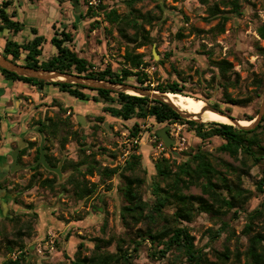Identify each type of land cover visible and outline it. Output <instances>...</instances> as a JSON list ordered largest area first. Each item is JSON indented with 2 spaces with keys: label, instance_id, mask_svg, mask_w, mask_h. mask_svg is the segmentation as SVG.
Returning a JSON list of instances; mask_svg holds the SVG:
<instances>
[{
  "label": "rangeland",
  "instance_id": "rangeland-1",
  "mask_svg": "<svg viewBox=\"0 0 264 264\" xmlns=\"http://www.w3.org/2000/svg\"><path fill=\"white\" fill-rule=\"evenodd\" d=\"M99 1L107 9L114 8L119 13H125L132 7L157 17L150 26L145 25L150 29L153 42L137 49L149 64L146 68L149 75L147 83L151 86L176 81L183 93L207 104L217 103L236 119L256 116L264 95V39L257 33V28L264 22V0H236L240 14L233 12L229 3L235 0H139L133 4L128 0H78L80 9L75 8L71 0H19L15 19L23 21L27 28L15 39L26 41L31 34L28 26L35 27L46 38L40 56V60H45L55 53L49 42L51 36L64 28L73 35V41L68 43L70 48L85 57L95 70L110 66L119 72L124 66L123 54L127 43L115 26L103 21L101 15L93 18L85 15L86 4L96 6ZM215 3L228 17L224 31L216 34L210 29L219 18L207 20L206 10ZM94 19L100 21L96 26L91 24ZM177 33L183 36L179 37ZM4 38L6 34H1L0 46ZM221 59L232 64L224 79L213 64V61ZM235 73L238 74L236 82ZM225 79H230V82ZM255 79L262 81L261 86H257ZM127 83L135 85L132 77ZM2 86L7 88L0 91V95L4 94L0 96V140L3 136L7 140L5 149L0 146V157L9 153L10 148H16L21 140L35 137L38 144L42 136L47 153L57 162L61 178L43 166L36 171L31 170L33 149L22 157L21 164L16 163L11 171L0 177V264L8 258L19 257L21 251L15 243L23 244L21 264H71L80 241L85 245L82 249L85 255L90 253L94 237L125 236L126 230L119 218L122 204L118 192L119 178L115 175L110 181L106 180L100 171L105 166L123 165L136 144L141 164L133 174L145 179L141 192L149 201L152 199L149 184L156 179L153 164L160 157L180 163L186 159L187 153L200 148L209 152L210 161L229 183H236L237 176H240L242 187L251 191V198L244 209H238V218L233 216V209L219 218L199 213L183 225L189 228L194 244L206 251L210 261H215V254L227 248L230 255L225 264H246L243 254L248 246V233L244 232L245 212L257 207L260 200L255 183L262 165L251 164L241 155L233 158L219 151L220 138L201 140L186 123L159 124L151 117L123 121L104 112L103 103L74 98L52 85L39 89L0 77ZM85 92L89 96L94 94L88 90ZM224 92L233 99L248 102L240 105L227 103ZM47 116L56 125L50 132H40V136L35 131L36 123L46 120ZM136 121L140 129L137 136L132 137L130 128ZM165 126L175 141L169 147L157 137L158 131ZM21 128L19 138L9 143L10 134L17 135ZM261 138L264 144V129ZM79 143L85 145L88 157L95 155L99 167L93 176H87L98 186L95 193L85 199H76L69 184L65 188L61 186L71 173L70 170L62 171L61 166L66 161L80 158ZM10 159L11 155H8V162ZM33 175L39 179L30 182ZM46 177H54L52 187L41 185V180ZM108 183L110 190L105 188ZM165 183L160 182L161 186ZM184 192L200 194L201 190L191 186ZM167 211L171 213L172 208ZM222 223H228V229L210 241L208 230H217ZM260 227L261 220H255L253 229L258 231ZM144 228L143 224H137L129 231L128 237L135 238L136 230ZM9 244L14 246L11 252ZM109 249L114 250V245ZM151 251L150 242H143L132 264H186L178 251L169 252L161 259L152 257Z\"/></svg>",
  "mask_w": 264,
  "mask_h": 264
},
{
  "label": "trees",
  "instance_id": "trees-1",
  "mask_svg": "<svg viewBox=\"0 0 264 264\" xmlns=\"http://www.w3.org/2000/svg\"><path fill=\"white\" fill-rule=\"evenodd\" d=\"M131 1V4H133L139 0ZM12 2V0H0V33L7 31L14 36L24 29V23L14 18V10L8 11ZM221 2L226 3L225 1ZM229 3L233 7V12L240 14L238 2L235 0ZM86 6L85 15L91 18L101 15L103 21L115 26L119 35L127 43L123 54L124 66L119 72L113 71L110 66H106L102 70H95L85 57L80 56L70 48L68 43L73 41V35L64 28L59 32H54L51 36L49 42L55 48V53L45 60H40V56L46 38L44 35L39 34L35 27H30L32 37L26 41L18 42L12 37L6 38L1 53L13 63L23 64L35 69L72 73L120 83H127L128 78L132 77L135 85L157 89L161 92L187 95L182 92L176 81L167 85L158 84L154 87L147 83L149 75L146 68L149 64L145 61L144 54L138 52L137 49L153 42L150 29H147L145 25L150 26L157 17L151 15L150 12H141L139 9L132 7L125 13H119L114 8L107 9L100 1L96 6L91 4H86ZM206 10L208 13L207 20L219 18V21L210 30L215 34L222 33L224 22L228 19L224 11L219 9L217 3L208 6ZM99 23L100 21L94 19L91 24L96 26ZM257 33L261 39H264V22L257 28ZM177 35L179 37L183 36L180 33H177ZM213 64L223 79L226 72L232 69L231 62L226 59L213 61ZM0 73L10 81H19L37 86L39 89H42L45 85H52L74 98L101 102L103 103L104 112L123 121L132 118L145 119L151 117L159 124L186 123L189 125L190 130L194 132V135L201 140L211 137L220 138L222 143L218 147L219 151L226 152L233 158L241 155L245 158H243L244 160L251 161V164L262 165L260 177L255 183L260 200L257 207L245 212L247 221L244 225V232L248 233V246L243 254L246 258V264H264V144L261 138L264 129V115L254 129L242 130L217 121L199 123L194 120L183 119L166 103L147 96L91 88L67 82L47 83L41 79L19 75L1 67ZM235 78L234 82L237 81V73H235ZM255 81L258 87L261 86V80L255 79ZM234 82H231V84H234ZM85 90L92 91L94 94L89 96ZM224 96L227 103L240 105L248 102V100L233 99L226 92H224ZM209 105L220 108L217 103ZM227 113L229 112L227 111ZM252 118L253 116H248L246 120ZM55 125L56 123L49 119V122L44 124L40 131L50 132ZM139 129V124L136 121L130 128V135L136 137ZM134 146L123 165L105 166L100 171L101 177L106 180L110 181L115 175L119 178L118 192L122 197L119 218L126 230L125 236L120 234L111 235L106 239L94 237L92 239L93 247L90 253L85 255L82 254L85 245L83 241H80L71 264H132L142 243L145 241H149L152 245L150 255L156 259L164 258L169 252L178 251L184 257L186 264H225L230 255L227 248L215 254V261H210L206 256V251L194 244V236L183 223L191 222L199 213L219 218L232 209L234 210L233 216L238 218L240 216L238 209H244L251 198V191L242 187L240 176H237L236 183H229L227 177L218 171L210 161L209 152L200 148L192 153H187L186 159L180 163H175L174 159L170 161L169 158L160 157L153 164L156 179L149 184L150 198H152L149 201L143 198L141 192L145 179L133 174L141 164V154L136 152L138 145ZM85 148L83 143H79L80 158L77 161H66L61 166L62 171H71L70 175L61 183V186L65 188L66 184H69L71 193L76 199L89 198L95 193L98 186L97 183L87 178V176H93L95 171L99 170L98 161L95 159L94 154L88 157ZM23 152L24 148L19 151V154H23ZM47 163L51 167L57 166V162L51 157H47ZM40 166L38 164L31 167V170L36 171ZM128 171L130 174H126ZM32 178L30 182L39 179V177L35 178V175ZM54 180V177H46L40 183L43 186L52 187ZM161 181L166 183L161 186ZM30 182L29 186L31 185ZM191 186L199 187L201 193H185L184 190L189 189ZM105 188L110 190V183ZM168 208H172L171 213L167 211ZM255 220H261V227L258 231L253 229ZM139 223L143 224L145 228L143 230L137 229L136 237L129 238V231ZM105 224L104 222L103 228ZM221 225L217 230H208L210 241H214L222 231L227 230L229 227L228 223H222ZM112 244L114 250L109 249ZM15 245L21 251L19 257H16V259L8 258L3 261V264H21L20 256H24L23 244L15 243ZM13 248V245H8L10 252Z\"/></svg>",
  "mask_w": 264,
  "mask_h": 264
},
{
  "label": "water",
  "instance_id": "water-1",
  "mask_svg": "<svg viewBox=\"0 0 264 264\" xmlns=\"http://www.w3.org/2000/svg\"><path fill=\"white\" fill-rule=\"evenodd\" d=\"M71 1L74 4L75 8L77 7L79 8L78 0H71ZM127 2L129 3L130 1H127ZM79 12L78 14H80ZM0 67L8 71L15 72L19 75L41 79L47 83L67 82L71 84H81V85L88 86L91 88H101V89L111 90L114 92H123V93L137 95V96H147L149 98L156 99V100L166 103L173 110H175L180 115V117H182L183 119L194 120L199 123L206 122L198 118L199 113L195 114V113H191L189 111L182 109L177 104H175V102L171 98H169L166 92H161L157 89H150V88L142 87L139 85H134V84H129V83H120V82H115V81H110V80H100V79L76 75L72 73H62L58 71H49L45 69H35V68H31L23 64L13 63L8 58H5V56L2 53H0ZM205 109L211 110L221 116L226 117L229 120L227 124H230L238 129L252 130L260 123L264 115V95L262 97V101H261L258 113L256 114L254 118L249 120L250 123L246 125L241 124L239 119H236L235 117L231 116L229 113L225 112L224 110L220 108H215L212 105L205 104V107L203 110ZM208 122H211V121H208ZM218 123H224V122H218ZM167 129H168V126H165L161 130H159L157 134L162 139L164 145L166 147H169L173 145L175 141L171 138ZM38 162H41L45 169L57 173L59 175V178H61V172L59 170V167H51L50 165L47 164L45 160L44 149L42 148V145L40 148V157L38 159Z\"/></svg>",
  "mask_w": 264,
  "mask_h": 264
},
{
  "label": "flooded vegetation",
  "instance_id": "flooded-vegetation-1",
  "mask_svg": "<svg viewBox=\"0 0 264 264\" xmlns=\"http://www.w3.org/2000/svg\"><path fill=\"white\" fill-rule=\"evenodd\" d=\"M128 1H130L129 3H131L132 1L131 0H128ZM92 3V2H91ZM2 75V74H1ZM2 78H4L3 77V75H2ZM14 82V81H13ZM19 82V81H18ZM20 83H22V82H20ZM22 84H26V83H22ZM33 86V85H32ZM37 87V86H36ZM7 87L6 86H2V87H0V91H2L3 89H6ZM38 88V87H37ZM2 95H4V94H2ZM2 95H0V96H2ZM46 118V120L45 119H42L41 121H38L37 123H36V125H37V127H36V129H35V131L37 132V133H39V135L41 136V134H40V129H41V127L44 125V124H46V123H48L49 122V119L50 120H52L51 119V117H45ZM2 119V118H1ZM3 120V119H2ZM1 120V121H2ZM20 133H22V128L19 130V132L17 133V135L15 134V136L14 135H11L10 134V136H11V140L9 141V143L10 142H12L13 140H14V138H19V135L18 134H20ZM10 138V137H9ZM43 137L41 136V141H40V143H36V138L35 137H33V139H25V140H21V142L19 143V145L16 147V148H14V149H11L10 148V152L9 153H6L4 156H2V157H0V177H2L3 175H5V173H7L8 171H11V169H12V167L16 164V163H22V157L23 156H25L26 155V153L29 151V150H34V155H33V158H32V163L30 164L31 166L30 167H34V166H36V165H38V164H40L41 166H43L42 165V163L41 162H38V159H39V157H40V148H41V145H42V148L44 149V156H45V160H46V162H47V157H50L49 156V154L47 153V147L46 146H44L43 145ZM6 138L3 136L2 137V140H0V142H1V147H3L4 149H5V144H6ZM32 143V144H31ZM24 148V152H23V154H19V151L21 150V149H23ZM8 155H11V159H10V163L8 162V160H7V156ZM48 164V163H47ZM49 165V164H48ZM44 167V166H43ZM0 191H1V186H0Z\"/></svg>",
  "mask_w": 264,
  "mask_h": 264
},
{
  "label": "bare ground",
  "instance_id": "bare-ground-1",
  "mask_svg": "<svg viewBox=\"0 0 264 264\" xmlns=\"http://www.w3.org/2000/svg\"><path fill=\"white\" fill-rule=\"evenodd\" d=\"M166 93L169 96V98H171L175 102V104H177L182 109L189 111L191 113H195V114L199 113L198 118L203 121H206V122L217 121V122H224V123L229 122V120L224 116H221L208 109L203 110L206 104L205 101L195 99L194 97H191L189 95L173 94L170 92H166ZM240 123L246 125V124H249L250 122L249 120H240Z\"/></svg>",
  "mask_w": 264,
  "mask_h": 264
},
{
  "label": "crops",
  "instance_id": "crops-1",
  "mask_svg": "<svg viewBox=\"0 0 264 264\" xmlns=\"http://www.w3.org/2000/svg\"><path fill=\"white\" fill-rule=\"evenodd\" d=\"M13 2H12V5L10 6V8H8V11H10V10H14L15 11V17L14 18H16V16H17V12H18V8L20 7V3H19V0H12ZM17 10V11H16ZM23 22V21H22ZM24 23V22H23ZM26 24L24 23V29H26L27 28V25L25 26ZM29 28L31 27V26H28ZM23 31H21V32H19L17 35H14V36H12L11 34H9L7 31H4V32H2V33H0V35L1 34H6V38H9V37H12L13 39H15L18 35H20L21 33H22ZM40 34V33H39ZM32 37V34H30V36H28V39L29 38H31ZM6 38H4V41H3V43L1 44V46H0V48H2L3 47V44H4V42H5V39ZM16 40V39H15ZM0 77L2 78V75H1V73H0Z\"/></svg>",
  "mask_w": 264,
  "mask_h": 264
},
{
  "label": "built area",
  "instance_id": "built-area-1",
  "mask_svg": "<svg viewBox=\"0 0 264 264\" xmlns=\"http://www.w3.org/2000/svg\"><path fill=\"white\" fill-rule=\"evenodd\" d=\"M91 3V2H90Z\"/></svg>",
  "mask_w": 264,
  "mask_h": 264
}]
</instances>
